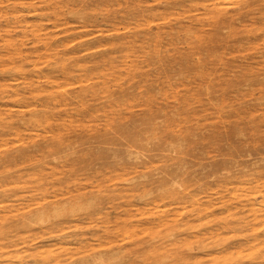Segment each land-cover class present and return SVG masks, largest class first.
Here are the masks:
<instances>
[{
  "label": "rangeland",
  "instance_id": "obj_1",
  "mask_svg": "<svg viewBox=\"0 0 264 264\" xmlns=\"http://www.w3.org/2000/svg\"><path fill=\"white\" fill-rule=\"evenodd\" d=\"M84 261L264 264V0H0V264Z\"/></svg>",
  "mask_w": 264,
  "mask_h": 264
},
{
  "label": "bare ground",
  "instance_id": "obj_2",
  "mask_svg": "<svg viewBox=\"0 0 264 264\" xmlns=\"http://www.w3.org/2000/svg\"><path fill=\"white\" fill-rule=\"evenodd\" d=\"M31 90V89H30ZM33 90H34V88H33ZM31 92V91H30ZM85 95V94H84ZM28 98V97H27ZM46 98V97H45ZM24 100H27V99H24ZM48 102V101H47ZM7 122V121H6ZM172 144V143H171ZM3 210H4V208H3ZM37 214H39L38 212H32V211H30L29 213H27V214H25L24 216H23V218H22V220L21 221H19L18 223H20V224H22V225H30V224H32V222H33V220L35 219V218H38V217H36L37 216ZM35 216V217H34ZM41 218V217H40ZM173 222H174V220H172V219H167V218H165V219H163V221H160V223H163V224H168V225H173ZM116 251V250H115ZM114 253V252H113ZM48 259V257H46V258H44V260H47ZM227 262V261H226ZM83 264H90L89 262H86V261H84V263ZM94 264H96V262L94 263Z\"/></svg>",
  "mask_w": 264,
  "mask_h": 264
}]
</instances>
